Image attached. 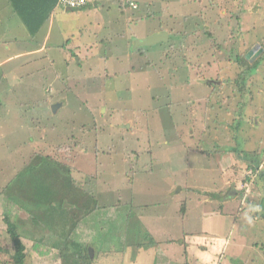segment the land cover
Listing matches in <instances>:
<instances>
[{
	"label": "rangeland",
	"instance_id": "1",
	"mask_svg": "<svg viewBox=\"0 0 264 264\" xmlns=\"http://www.w3.org/2000/svg\"><path fill=\"white\" fill-rule=\"evenodd\" d=\"M90 1L81 12L57 7L32 40L14 19L0 26V59L30 53L23 68L0 72V245L8 247L0 259L12 249L10 222L25 238L27 264H61L74 225L71 249L93 250L94 264H123L102 253L139 245L184 259L185 233L207 240L209 252L225 246L221 262L207 264H264V0ZM162 31L168 42L137 46ZM8 39L17 42L10 52ZM249 108L260 128L246 125ZM31 157L52 160L50 178L23 170ZM251 163L260 168L247 188ZM58 186L64 214L47 211L53 197L58 207ZM233 188L241 201L255 196L251 214L241 206L226 215L237 208L225 199Z\"/></svg>",
	"mask_w": 264,
	"mask_h": 264
},
{
	"label": "crops",
	"instance_id": "2",
	"mask_svg": "<svg viewBox=\"0 0 264 264\" xmlns=\"http://www.w3.org/2000/svg\"><path fill=\"white\" fill-rule=\"evenodd\" d=\"M121 1L123 2L124 6H135V5L137 6V4H134L135 2L133 0H121ZM200 1L202 2V0H200ZM209 2L210 1H208L207 3H209ZM90 4H91V2L89 3L88 6H90ZM59 7H62V6H60L59 1H58V8ZM87 7H85V8H87ZM83 8H81V9H71V10H80V11H77V12H81L82 10H84ZM66 9H68V8H66ZM0 10H2L4 12H8V14H5V16L1 18V20H0V26H2L4 24H8L9 23L8 20L14 19L16 21H13L12 26L17 27V24H19L21 27H24L25 30H27L29 32L28 28L26 27V25L22 21L21 17L18 15V13L15 12V10H14V8H13V6H12V4H11V2L9 0H7L6 3H3V2L0 1ZM253 10H255V9H253ZM56 11L57 10H55V12ZM55 12L53 13V15H55ZM51 20H52V17L50 18V20L47 23L50 24L51 23ZM46 24H44V26ZM32 39H35V38H32L31 37L30 40H32ZM7 43L11 44V47H8V49H7L10 52V49L12 47H15V44L17 42H15L13 39H8V40L2 42L3 45H6ZM42 47L44 48L43 45H42ZM42 47H40V49ZM29 56H30V53L29 52H24V53L23 52H20V53L12 54V55H10V56H8L6 58L4 57L3 59H0V68L5 67V69H6L5 73L0 70V72L4 76L3 79H5V77L7 76V74L13 72V69H12L11 66H16V67H19V68H23L26 63L24 64V62L21 59H23V58H29ZM257 68L258 69H262V68H259V67H257ZM258 69H257V72L260 73V74H263ZM19 70L24 71V69H19ZM254 70H255V67L254 66L251 67V71H254ZM258 80L259 79H257V81ZM261 80H264V78H262ZM211 82L213 83L214 81L211 80ZM252 86H254V85H251V87ZM247 93H248V91H247ZM252 95H253V92L250 91L249 92V96H250L249 98L250 99L252 98V100H254V98L252 97ZM250 105H251V102H250L249 106ZM244 109H245V107L243 106L242 107V110L244 111ZM251 111L252 110L250 109V113L248 114V121H246V125H252L253 127L260 128L261 125H262V123H263L262 122V118L261 117H258V118L256 117L257 119H254L253 117H255V115H253V112H251ZM228 126H231V125L228 123ZM238 128H240V127H238ZM256 152H257V150L255 149L253 151V153H256ZM229 154H233V150L232 149L231 150H225V154H223V156H222V163L225 165L226 170L227 169H230L231 170V168H232V166L234 164V160H231V157L230 158L228 157ZM238 155H240L239 151H238ZM251 173H252V171H249L248 174H251ZM245 177L246 176H244L243 178H245ZM243 182H244V180H243ZM230 185H232V182H230ZM263 185H264V181H261V184L258 186V189L260 191H262V192H263V190L260 189V188L261 187H264ZM246 186H247V188H251L252 185L251 184H248ZM240 190L241 189L238 190L237 188L236 189L233 188V191H234L233 192V195L230 194L227 198H225L226 200L230 201L231 203H237V208L236 207L235 208L232 207L231 210H227L226 215H230L228 217H234V216H231L230 213H232L233 215H235L236 212H237L235 210L236 209L237 210L239 209V211H240L241 206H245L244 208H246L248 206V208L250 210L243 208V210H242L243 212L242 213H249V214L252 213L251 212L252 209L254 210V208H253L254 206L257 208V206H256L257 204L255 205L252 202H250V200H254L255 199V196H252V198L250 199V196L247 195V196H245L244 201H241L240 200V196L242 195L241 193L243 192V190H241V191ZM260 191L255 192V193H257L256 196H259V194H262V192H260ZM262 198H263V196H262ZM238 203H240L239 206H238ZM262 205H263V202H262ZM260 209H262V207ZM240 213L241 212L238 213V216L239 217H240ZM191 237H195V234H190L189 235L188 233H185L183 235V237L181 238L182 245H180V246H181V249L185 253L184 254V259L183 258L182 259L176 258L177 257V254H173V252H175V251L171 247L167 251H168V253H171L173 257L168 256L162 249H159V248H157L158 253H156V252H154L153 250H150V249L149 250L141 249V251H140L137 248L136 249L133 248V249L129 250L126 254H120L118 252L119 251L118 250L116 253H111L107 257H101V258H104V259H106V261H108V260L112 259L114 256L118 255V256H122V258H123L122 259L123 260V264H151L150 261H149V257L156 256L155 259H153V264H207V262L210 259H214L216 256H219L220 259L219 260H216V261L218 263L221 262V259H223V257H224V255H223V247L225 248L224 245L223 246H220V245H216L215 243H213L215 249H212V250H215V251L209 252V250L206 247H204V246L202 247L201 246V245H203L202 243L205 242V241H207V240L202 241V240H200V238L197 239V240H191L190 239ZM214 241H217V240L212 239V242H214ZM212 242L209 241L208 243L210 245H212ZM215 245L218 246V247L216 248ZM157 246H158V244H157ZM211 247H213V246H211ZM202 248H204V249L202 250ZM187 255H188V258H187ZM185 257H186L187 260L185 259ZM93 259H94V255H93Z\"/></svg>",
	"mask_w": 264,
	"mask_h": 264
},
{
	"label": "trees",
	"instance_id": "3",
	"mask_svg": "<svg viewBox=\"0 0 264 264\" xmlns=\"http://www.w3.org/2000/svg\"><path fill=\"white\" fill-rule=\"evenodd\" d=\"M9 1L11 2L15 12L18 13V15L21 17L22 21L24 22V24L28 28L31 37L35 38L40 33V31L42 30L44 24H46L50 20V18L52 17L53 13L55 12V10L58 7V1L59 0H9ZM124 7H128V6H124ZM83 9H85V7ZM250 72H251V68L243 70V74L241 75V78H240V82H241L242 86H247V82L249 79V73ZM242 82H243V84H242ZM36 156H38V155H36ZM48 159H50V158H48V157L45 158V162H43L42 157H39V158L31 157L30 159H28L30 161L25 163L23 170L25 169V171H28L29 176H31L33 180L36 179L38 182H44L47 178H50V176L46 178V172H44V170L46 169V162ZM61 164L62 163L58 162V174L59 173L62 174L63 171L67 170L65 167L61 166ZM248 166H250L249 167L250 169L248 171H252V173L246 175V178L243 182L245 185L254 184L253 176L255 174V170L258 168L257 170L259 171V166L258 167L253 166L252 163L249 164ZM260 180L263 181L262 178ZM255 184H257V183L255 182ZM14 187L16 189H20V186L18 184L16 185V183L14 184ZM61 194L62 193L60 192V187L58 186V207L56 208V206H55V203H56L55 197L51 196V197H53L52 201H50L51 207H49L47 211H53L56 214H58V213L64 214L61 211L62 207H59V204H61L59 202ZM55 195H56V193L54 194V196ZM58 209H59V211H58ZM75 226L76 225H74L72 228H75ZM72 228L69 229V233H68V235H71V236L69 238H67L66 241H64V240L62 241L63 242L62 246L60 245L61 247L58 250V258L57 259H59L61 261V264H94V260L92 259V257L90 258L91 253L87 249H85L84 251H80V252H76L75 249L74 250L71 249L72 245L74 244L73 242H75L72 239V232H71ZM7 232L9 233V236H10L9 240L13 245H12V249L7 251L6 255L4 256L8 260L4 261L5 259H0V264H27L28 249L22 241L25 238L18 231L17 227L15 225L11 224L10 222H8ZM50 237L51 236H49L48 239ZM53 239L54 238H52L50 240V242L51 241L54 242L55 240H53ZM43 242H44V240L39 241V243H41V244ZM55 242L56 243H54V244L52 243L53 248H55L54 246H57V241H55ZM38 248H39V246H38ZM136 248L138 250H141V249L149 250L147 247L142 248V246H140V245L137 246ZM5 250H8V247H4V246L2 247L0 245V254H1V252L4 253ZM119 250L120 251H118V252L120 254H126L129 251L127 249V247H123V248L120 247ZM116 252L109 251L107 253H102L103 254L102 257H107L111 253H116ZM45 255H46V253H43L42 256H45Z\"/></svg>",
	"mask_w": 264,
	"mask_h": 264
},
{
	"label": "water",
	"instance_id": "4",
	"mask_svg": "<svg viewBox=\"0 0 264 264\" xmlns=\"http://www.w3.org/2000/svg\"><path fill=\"white\" fill-rule=\"evenodd\" d=\"M169 38H170V35L165 32V31H162V32H158V33H155L154 35L146 38V39H141V40H137V46L140 48V47H152V46H155V45H158V44H161L163 42H168L169 41ZM259 47H256L248 56H247V59L250 58L251 56H253L256 51H258ZM262 52L259 51V54ZM257 56V55H256ZM255 56V57H256ZM56 111V110H55ZM91 252V257L93 258V250L90 251Z\"/></svg>",
	"mask_w": 264,
	"mask_h": 264
},
{
	"label": "built area",
	"instance_id": "5",
	"mask_svg": "<svg viewBox=\"0 0 264 264\" xmlns=\"http://www.w3.org/2000/svg\"><path fill=\"white\" fill-rule=\"evenodd\" d=\"M90 0H59L60 6L68 9H81L89 5Z\"/></svg>",
	"mask_w": 264,
	"mask_h": 264
}]
</instances>
